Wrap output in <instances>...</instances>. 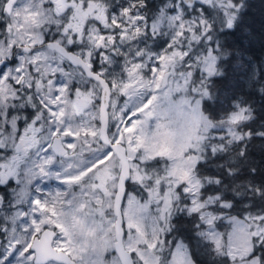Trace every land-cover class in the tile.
<instances>
[{
    "label": "snow or ice",
    "instance_id": "snow-or-ice-1",
    "mask_svg": "<svg viewBox=\"0 0 264 264\" xmlns=\"http://www.w3.org/2000/svg\"><path fill=\"white\" fill-rule=\"evenodd\" d=\"M249 9L0 0V264H264Z\"/></svg>",
    "mask_w": 264,
    "mask_h": 264
},
{
    "label": "trees",
    "instance_id": "trees-1",
    "mask_svg": "<svg viewBox=\"0 0 264 264\" xmlns=\"http://www.w3.org/2000/svg\"><path fill=\"white\" fill-rule=\"evenodd\" d=\"M244 27L249 31L238 32L230 42L235 41L249 57L264 58V0H250Z\"/></svg>",
    "mask_w": 264,
    "mask_h": 264
}]
</instances>
